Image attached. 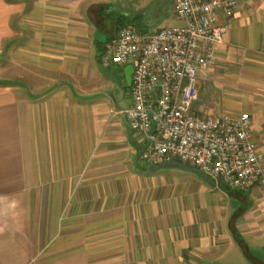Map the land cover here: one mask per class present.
Here are the masks:
<instances>
[{
	"label": "crops",
	"instance_id": "obj_1",
	"mask_svg": "<svg viewBox=\"0 0 264 264\" xmlns=\"http://www.w3.org/2000/svg\"><path fill=\"white\" fill-rule=\"evenodd\" d=\"M115 4L0 0V264H264V183L168 180L100 94L118 29L155 31ZM226 26L197 106L248 112L264 153V0ZM118 67L130 88L133 67Z\"/></svg>",
	"mask_w": 264,
	"mask_h": 264
},
{
	"label": "built area",
	"instance_id": "obj_2",
	"mask_svg": "<svg viewBox=\"0 0 264 264\" xmlns=\"http://www.w3.org/2000/svg\"><path fill=\"white\" fill-rule=\"evenodd\" d=\"M255 0H175L179 24L142 33L122 26L104 47L105 66L131 65V104L124 116L143 140L145 163L181 161L233 189L264 183V153L248 112L206 115L197 106L198 81L217 64L226 23Z\"/></svg>",
	"mask_w": 264,
	"mask_h": 264
},
{
	"label": "rangeland",
	"instance_id": "obj_3",
	"mask_svg": "<svg viewBox=\"0 0 264 264\" xmlns=\"http://www.w3.org/2000/svg\"><path fill=\"white\" fill-rule=\"evenodd\" d=\"M115 2L117 3L115 4L117 8L114 7L112 15L121 21L127 18L125 23L127 22L128 25L135 24L134 26L136 27L151 25L154 27L151 30H158L171 22L166 20L168 16L170 18L175 16L174 0H115ZM118 8H123L124 11L121 12ZM177 22L178 24L180 23L179 21ZM4 63L7 66L8 60L6 59ZM96 69L100 81L102 80L97 85L100 94L111 101L113 109L128 106L131 99L129 97L130 88L124 80L120 79L119 67L115 65L105 67L102 63L96 62ZM162 173L168 180L175 179L179 182L184 180L194 181L200 178L195 173L174 168Z\"/></svg>",
	"mask_w": 264,
	"mask_h": 264
},
{
	"label": "water",
	"instance_id": "obj_4",
	"mask_svg": "<svg viewBox=\"0 0 264 264\" xmlns=\"http://www.w3.org/2000/svg\"><path fill=\"white\" fill-rule=\"evenodd\" d=\"M162 168H177V169H181V170H184L187 172H192V173H195V174L201 176L208 183H210L212 185H217V182L214 179H211L206 173L201 171L199 168L194 167V166L189 165V164H186V163L181 162V161L174 160V161L161 162L158 165V169H162Z\"/></svg>",
	"mask_w": 264,
	"mask_h": 264
}]
</instances>
